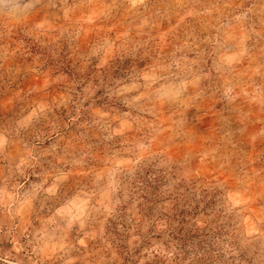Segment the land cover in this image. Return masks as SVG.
I'll use <instances>...</instances> for the list:
<instances>
[{
    "label": "rangeland",
    "instance_id": "1",
    "mask_svg": "<svg viewBox=\"0 0 264 264\" xmlns=\"http://www.w3.org/2000/svg\"><path fill=\"white\" fill-rule=\"evenodd\" d=\"M24 3H0V264H172L160 226L109 227L151 178L223 264H264V0Z\"/></svg>",
    "mask_w": 264,
    "mask_h": 264
},
{
    "label": "trees",
    "instance_id": "2",
    "mask_svg": "<svg viewBox=\"0 0 264 264\" xmlns=\"http://www.w3.org/2000/svg\"><path fill=\"white\" fill-rule=\"evenodd\" d=\"M148 167L149 166H146L144 168L145 172H151V169L149 170ZM137 175L140 174L137 172ZM144 182L145 185L146 183L149 184L148 188H150L147 200L145 198V200L149 202L148 210L145 212L136 211L137 220L134 221V218H132L129 222L126 221L122 211H117L115 217L120 221V223H118L120 227L119 230L116 229L118 228L116 227L117 222L112 220L109 221V227L113 233L121 237V240L124 239L121 233H124L128 238V234H134L137 238L134 244L142 248L150 245V238L160 236L154 235V229L160 226V229L156 232H158V234L163 233L170 238L164 246L167 252H171L169 257L172 264H178L179 261L187 255H191V262L189 264H223V259L227 258H224V255L218 253V249L214 247L215 239L218 238V233H212L207 227V223L197 218L195 210H197L199 203L188 199L187 192L189 189L185 188L186 192L176 191L171 197L163 200L161 199V192H159L157 188L162 182L161 179L152 180L151 178ZM177 186H180L179 183H177ZM174 188L175 190L177 189V187ZM162 201H171V205L163 208L160 206ZM208 203V201L204 202L203 207H206ZM155 212H157V214L152 218ZM143 222H145L144 232H142L144 227L141 226ZM131 224L134 229H131ZM119 231H121V233H119ZM122 249L128 250L127 256L133 253L127 247H122ZM213 252H217L216 257L213 256ZM231 260H233V258H231Z\"/></svg>",
    "mask_w": 264,
    "mask_h": 264
},
{
    "label": "clouds",
    "instance_id": "3",
    "mask_svg": "<svg viewBox=\"0 0 264 264\" xmlns=\"http://www.w3.org/2000/svg\"><path fill=\"white\" fill-rule=\"evenodd\" d=\"M3 2H4V0H0V3H3ZM34 6H35L34 0H26V3H24L22 8L20 7L19 9H17V12L29 10Z\"/></svg>",
    "mask_w": 264,
    "mask_h": 264
}]
</instances>
